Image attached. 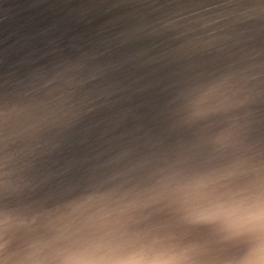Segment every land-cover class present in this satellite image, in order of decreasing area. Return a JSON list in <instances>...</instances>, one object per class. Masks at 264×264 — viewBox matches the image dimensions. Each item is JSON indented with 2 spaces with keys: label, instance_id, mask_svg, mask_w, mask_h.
I'll list each match as a JSON object with an SVG mask.
<instances>
[{
  "label": "water",
  "instance_id": "95a60500",
  "mask_svg": "<svg viewBox=\"0 0 264 264\" xmlns=\"http://www.w3.org/2000/svg\"><path fill=\"white\" fill-rule=\"evenodd\" d=\"M101 2L102 0H0V87L9 81L13 84L11 89L16 93L15 96L24 99L28 76L35 73L32 68L42 64L47 57H52L53 62L58 60L60 64L65 63L61 54L72 51L74 46L82 41L88 44V39L86 40L89 33L88 17L97 15ZM150 5L142 4L126 22L122 32L112 40L110 50L114 51L120 60H128L131 57L127 46L128 37L138 34L145 26L160 22ZM182 22H184L183 27L178 28L176 36L171 38L164 49L165 52L161 53L163 59L168 57L167 62L163 63L161 70L157 67L150 75L146 69L140 88L145 92L144 89L148 90L150 86H161L164 91L163 98H171V100L183 95L191 98L193 92L200 93L195 99L203 100V103L201 105L198 103L195 109L190 110L192 113L190 114L194 116L182 120V113L174 115L170 112L168 118H165L169 119L166 121L168 124L163 126L159 124L161 119H158L150 108L153 104H143L147 101V97L140 95H136L129 103L123 105L125 109L101 115L103 121L92 132L78 139L77 143L70 144L66 154L67 157L71 152H78L80 156L88 155L93 162L100 164L102 162L106 165V173H102V170L98 173L99 165L95 166V174L98 177L96 183L81 188L67 187L68 184L79 179L77 170L81 166L78 164L76 167L73 165V168L50 170L61 189L56 186H53L52 190L26 189L25 192H16L13 189L16 194L10 196L9 200L0 197L2 205L16 204V200H26L25 203H17L13 207L14 211L1 209L4 213H9L25 223L15 233L7 252L0 251V264H5L6 256L10 258L8 264H15L14 253L25 249L35 239L54 241L61 235L47 228L63 224L64 220H70L69 224L71 223L69 217L63 218L57 215L54 219L50 213L46 215L48 212L44 210L46 205L39 204L43 200L50 199L48 191L53 192L54 189L61 190L63 194L67 192L65 195L72 200V206L67 207L69 209L73 207L77 212L71 210L69 214L74 212L79 214L80 211L81 222H76L77 227L74 225L71 231H64L69 237L75 238L84 228L87 218L102 208L119 210L131 206L123 216L126 221L141 211L137 209L138 205L143 208L144 216L146 215L147 207L141 200L148 201L152 206H157V200H163L155 208H167L170 212L176 211L178 204L182 209L189 211L190 200L194 204L198 202L197 208H200L217 201L228 202L233 197L253 191L257 185L264 186L263 177L259 175L264 174V62H262L264 57L262 60L249 63V26L244 29L220 27L210 33L211 29L201 33L192 28L194 26L190 22L194 20ZM181 38L186 39L184 41L197 53L196 56L202 59L208 60L216 52L222 53L229 60V69L217 72L210 67L211 72H196V79L189 83L191 75L184 76L183 73L171 70L170 73L169 66L174 63L171 52L176 46V41ZM198 41H210L213 46L209 50H203L198 45ZM234 44H239L240 48H236V45L229 52L228 46L231 49L230 45ZM158 52L160 53L161 50L152 54ZM195 57L190 60L187 58L185 61H188L183 65L186 68L190 67L192 71L195 70L197 64ZM78 72L79 79L74 77L68 89L83 88L89 81L95 91L103 90L110 84L107 85V76L99 79L96 74ZM46 74V72H38L35 78L42 79ZM57 74V78H49L52 81L47 80L49 87L65 83L57 80L63 78L66 73L62 74V71L57 70ZM173 79L184 81L183 88L186 90H173L171 95L167 85ZM36 82L34 84L38 86ZM222 92H228L227 100ZM252 105L257 106L259 111L249 113V107ZM43 110L54 113L53 109ZM156 123L155 129L157 128L158 132L161 131L165 138L174 140L172 150L158 142L160 140L155 134L154 136L145 134L144 128ZM19 128L25 131V125ZM14 134H18L17 131ZM135 162L140 165V169L142 168L135 174L138 179L131 174V170L135 169L130 165ZM216 164L220 166L218 171H221L220 179L214 178L218 182L217 185L200 189L191 199L176 193L175 189L184 186L193 175L202 172L204 177H208L211 168ZM249 175L254 176V180L249 179ZM112 179L114 181L111 183ZM6 190L10 193L11 187H7ZM89 197L92 199L89 200ZM91 201H100L98 202L100 207L92 204ZM77 202L78 205H74ZM80 205L83 206L78 208L77 206ZM30 214L34 217L27 218ZM63 214L67 216L66 213ZM185 222L190 229L184 227ZM196 228H199L197 234L201 231L197 240L206 241L203 253L206 257L213 255L210 253L212 245L216 246L217 253H221V257L228 258L229 264L244 254L246 246L243 241L230 238L223 229L211 232L210 223L195 222L190 216L186 221L175 222L170 238L174 243L179 244L177 238L186 232L184 230L189 231L188 235H190ZM222 234L227 237L226 240H223ZM220 236L219 248L217 239ZM186 245L194 244L190 242ZM203 254L198 259V264H202ZM225 263L227 262L223 261V264Z\"/></svg>",
  "mask_w": 264,
  "mask_h": 264
},
{
  "label": "bare ground",
  "instance_id": "6f19581e",
  "mask_svg": "<svg viewBox=\"0 0 264 264\" xmlns=\"http://www.w3.org/2000/svg\"><path fill=\"white\" fill-rule=\"evenodd\" d=\"M137 1L139 0H102L97 15L102 14L106 9H112V15L113 18H115L112 20H121L123 17L122 22L118 25H111L100 30L97 35L91 23V20L97 15L95 14L88 17L89 22H87V28L89 29V33L86 38V40L88 39V44L82 41L80 44L74 46L72 51L61 54L64 59L66 58L65 60H68V62L63 65V70H65L63 74L66 73V75L59 79V81H64L65 83L56 85L52 97L41 103H36L34 101L19 102L21 99L16 102L13 101L15 99H11L10 101L0 100V121L4 120L1 121L3 122L1 132L3 133L4 139L1 142V147H3V149L2 154H0V162L8 163L0 169V197L5 198L4 200H9L10 196H15L16 193L14 191L25 192L26 189H35L34 191L41 190L42 188L40 187L50 178L47 159L56 150L60 149L62 145L67 143L68 140H71L73 137L81 138L83 135L92 132L93 129L103 121L100 118L101 115L110 111L125 109L123 105L129 103L136 95L147 97V101L143 104H153L150 108L153 110L154 115L156 114L158 116L162 114L163 109L168 107L167 104L170 102L173 104V102L176 101L171 107L173 111L180 108L176 113H178V115L182 113V120L194 116L191 115L192 113L190 110L195 109L194 107L198 103L200 105L203 103V100L195 99L200 93L193 92V96L195 95L194 97L192 96L193 99L192 97L190 98V96L183 95L176 100H171V98H163L164 91L161 86H150L148 90L144 89L145 92H142L140 88L142 86L141 79L146 69H148L150 75L157 67V69L161 70L163 63L167 62L168 57L163 59L161 53L162 51L165 52L164 49L169 44L168 42L171 38L176 36L178 28L184 23L182 21H188L189 19L194 20V22H190L195 27L192 28L201 33L211 29L209 31L210 33L220 27L244 29L246 26H249V63H253L259 59L262 60L264 57V0H152L150 6H152L160 22L145 26L138 34L130 38L128 37L127 46L130 50L131 57L128 60H120L118 58L119 56H116L114 51L112 52L110 50L111 42L122 32L127 24L126 22L139 8L130 7L132 3ZM123 8H127V11L121 13ZM205 28L207 29L204 30ZM99 37L102 39L99 40ZM184 40L186 39H178L174 50L171 52L174 63L169 66L168 71L170 73L173 71L183 73L184 76L186 74L191 75V80H188L189 83L196 79V72H211L212 70L210 67L217 72L229 69V60L222 53L216 52L209 57L208 60H206V58L202 59L196 56L197 53L192 51L190 45ZM198 45L203 50H209L213 46L210 41H198ZM236 45H230L231 49L228 46V51H232ZM77 47H80L79 51H76ZM236 48L239 49L240 45L238 44ZM158 50H161V52L154 55L152 54L154 51ZM194 57L197 64L195 63L196 68L192 71L190 67L186 68L183 63L188 61H185L187 58L190 60ZM51 58L52 57H47L45 59ZM45 59L42 61V64ZM262 62H264V60ZM40 65L41 64H37L32 68V71L35 73L28 76V82L25 84L26 89L29 85L32 86L33 83L31 81L35 80L33 75L38 72L37 68ZM77 70L83 71L88 75L96 74L99 79L106 78L107 76V85L110 84L103 90L95 91V89L92 88L91 81H89L83 88L68 89V85L73 80L72 78L79 74ZM79 77L80 76H77L78 79ZM167 86H169L168 88L171 95L173 90H186L183 88L185 86L184 81H175L173 79ZM215 88H217V86H215ZM227 93L222 92L225 100L229 98ZM165 99H167V101ZM59 104H62L61 106H63V108L56 110L55 106ZM218 104L221 105L222 103L218 102ZM72 106L77 108H73L70 112H65L63 110L64 107L69 108ZM46 108L53 109L54 113L43 110ZM254 111H259L257 106L252 105L249 107V113ZM77 113L78 115H76ZM24 125L25 131H21L19 126ZM156 125L157 123L147 128L145 127V134L151 136L155 134L160 140L158 142L163 143L165 148L172 150L174 140L165 138L161 131L158 132L157 128L155 129ZM15 131H17L18 134H14ZM135 143L139 144L138 141H135ZM136 146L139 147V145ZM81 162H83L80 165L81 168L77 170L79 179L74 183L68 184L67 187H84L83 184L79 185L78 183L81 182L80 180H82V177L86 174L87 169L90 168V171H93L92 176L96 177L95 166L99 165L100 168V166L103 165L102 162L101 164L93 162L92 158H89L88 155H85ZM70 166L71 165L63 166L62 170L68 169ZM98 171L99 170H97V172ZM207 178L208 177L201 176L199 179L207 180ZM194 182H196V179H194ZM53 186L61 189L54 178L52 179L49 190H52ZM7 187H11V194L7 192ZM48 192L50 199L43 200L39 202V204L43 206L46 205L44 208V210L48 211L46 215L50 213L54 219L57 215L64 218L65 215L63 213L68 215L73 208L71 207L69 209L67 207L70 205L72 206V200H68L69 198L65 195L67 192L63 194L61 190L58 189H54L53 192ZM16 201V204H0V214L4 213L6 209L14 211L13 207H15L17 203L23 202V200ZM141 201L145 202V206L148 204L147 209L148 207H156L145 200ZM157 201L159 202V200ZM190 201V205L192 206H188L189 211L182 209L179 204L177 205L178 211L180 212L179 214L184 213L190 216L189 212L197 209L199 203L195 205L192 200ZM137 202H139V200H137ZM76 204L78 205V202ZM95 204L98 205L94 201V205ZM19 206H21V204H19ZM98 206L100 207V205ZM137 209L141 211L136 213L134 217L126 219L130 230L144 231L148 227H157V224L149 223V221H151L150 217H152V215H150V210H147L144 216L143 208L140 205L137 206ZM38 215L39 214H37V216ZM32 217H34L32 214L27 215V218ZM69 219L72 220L70 224V220L63 221V224L60 223L61 225H66L64 231H71L74 225L77 227L76 222H81L80 217L77 221L73 218ZM54 225H56V222ZM197 230L198 229L191 234L187 243L193 242L194 245L192 246L200 248L205 246L204 244L206 241L203 240L201 242L197 240L201 233L200 231L197 234ZM218 230H222L220 225L210 226L211 232H216ZM217 240H219V238ZM212 254L213 257L210 256L212 258L220 255L217 252H213ZM202 264H206V260H202Z\"/></svg>",
  "mask_w": 264,
  "mask_h": 264
},
{
  "label": "clouds",
  "instance_id": "9594fccd",
  "mask_svg": "<svg viewBox=\"0 0 264 264\" xmlns=\"http://www.w3.org/2000/svg\"><path fill=\"white\" fill-rule=\"evenodd\" d=\"M207 183L200 179L178 186L175 191L191 199ZM130 207L99 209L87 218L75 238L62 232L54 241L35 239L14 253L15 264H198L196 246H182L170 238L130 230L123 219ZM190 218L218 224L230 238L245 243L244 254L232 264H264V186L257 185L253 191L228 202L197 208ZM24 223L9 213L0 215V251L7 252ZM9 259L5 257V264Z\"/></svg>",
  "mask_w": 264,
  "mask_h": 264
},
{
  "label": "rangeland",
  "instance_id": "374dc122",
  "mask_svg": "<svg viewBox=\"0 0 264 264\" xmlns=\"http://www.w3.org/2000/svg\"><path fill=\"white\" fill-rule=\"evenodd\" d=\"M151 1L152 0H139L137 2L132 3L130 7L131 8L132 7H141L142 4H150ZM126 11H127V8H123L121 10V13L122 12L124 13ZM112 12H113L112 9H106L102 14L97 15V16H94V18L91 20L93 30L96 32L97 35H98V32L100 30H103L104 28L109 27L111 25H118V24H120L122 22L123 17L121 18V20H112V19H115V18H113ZM101 39L102 38L99 37V40H101ZM79 50H80V47H77L76 51H79ZM51 59H53V58H51ZM51 59H45L44 63L41 64L37 68L38 72H46L47 74L44 75V76H42V79H38V80H37V78H35V75L38 72L35 75H33V77L35 78V80L34 81H31L33 83L32 86L29 85L28 88L26 89V97L24 99L22 97H20V96H15L16 93L14 92L13 89H11L12 88L11 85H13V84L8 81V82H6L4 84V86L2 85L0 87V100L1 101H10L11 99H15L13 101L16 102V101H19L21 99L19 102L34 101L36 103H41V102H44V100H47L48 98L52 97V95H53L52 93H53V91H54V89H55L56 86L55 87H49V85L46 82H47V80L52 81V79H49V78H57L58 77L57 70L58 71H62V74H63V69H64L63 68L64 67L63 65H65L68 62V60H65L66 59L65 58L64 60L66 62L60 64V62L58 60H56L55 62H53V61H51ZM74 77L77 78V76H74ZM57 81H59V79ZM35 82L37 84H39V85L38 86L35 85L34 84ZM43 83H45V84H43ZM37 89H42V90L40 91V90H37ZM167 99H165V100L167 101ZM175 102L176 101H174L173 104ZM173 104H172V102H170L169 104H167L168 107L165 108V109H163L162 114H159L157 116L158 119H161L159 124H161L163 126H167L168 123H166V121H169V119L167 120L165 118L166 117L168 118V116L170 115V112H172V114L175 115L176 112L178 110H180V108H177L176 111H173V108L171 107V106H173ZM61 105L62 104H59L58 106H55V108L56 109L63 108V106H61ZM73 108H77V107H75V106H72V107H69V108L68 107H64L63 110L65 112H70ZM1 121H4V120H1ZM1 121H0V154H2V149H3V147H1V144H2L1 142L4 139L3 138V133L1 132L2 125H3V122H1ZM78 139H80V138H74L73 137L71 140H68L67 143H65V144L63 143L64 145H62V147L60 149L56 150L47 159V164H48V167H49L48 168V172L51 169H53V168L54 169L59 168V169L62 170V167L63 166L71 165L69 168H73V165H75V167H76V165H78V164L81 165L83 163V162H81V160L84 158V156H80L78 152H71L66 157V154H67L69 145L70 144H73ZM7 164H8L7 162H4V163H1L0 162V169L3 166L7 165ZM133 166H134V169L135 170L134 171L131 170V174L134 175V177H136L138 179L137 175H135V174H137L138 171H140L142 168L140 169V165H138L137 162H135L134 164L130 165V167H133ZM219 168H220V166H218L217 164L214 165L211 168V172L209 173V176L207 178V180H209L208 183H207V186H211V185L215 186V185L218 184V182L214 178H217V179L219 178L220 179V177H221V171H218ZM105 169H107L106 168V165L103 164L102 166H100V168H99L100 172L98 171V173H101V170H102V173L103 172L106 173V170ZM90 170H91L90 168L87 169L86 174L82 177V180H80L81 182L78 183L79 185L80 184H83L84 187H87V186H90V185H92V184H94V183H96L98 181V177L97 176L96 177L92 176L93 175V171H90ZM49 173H50V178H48L40 188L45 189V190H49V188H50V186L52 184V179L54 178V177H52L51 171ZM201 173L196 174V175H193L192 178H191V180H188L185 185H190V184L195 183L194 182V179H196V181L200 180L199 178L201 176H203V174H201ZM127 174H129V173H127ZM259 175H262L261 178L263 177V180H264V176H263L264 174H259ZM126 177L127 178H130L128 175H126ZM253 177L254 176L249 177V179L254 180ZM257 177L258 176H256V178ZM113 181H114V179H112L110 182L112 183ZM34 190L35 189H33V191ZM196 194L197 193H195L194 195H196ZM29 197H34V196H29ZM25 201L26 200H23V202H25ZM162 201L163 200H159V202L157 201V204L158 205L161 204ZM66 202H67V200H66ZM95 202L99 205L98 201H95ZM91 203L93 204L94 201H91ZM197 204H198V202L195 203V205H197ZM147 206H148V204H147ZM72 210H74V208H72ZM147 210H150L151 211L150 212V215H152V217H150L151 218V221H149V223H151V224L155 223V224H157V227H152V228L148 227L144 231L145 232H149L152 235L158 236V237H161V238H170L171 237L172 232L174 230L175 222L177 220H178V222L179 221H186V219L189 218V216L185 215L184 213L183 214H179L180 212L178 211L179 210L178 208L174 212L168 211L167 208H161V209H159V208H151V207H148ZM74 211H76V210H74ZM168 212H170V214H168ZM65 217L73 218L75 221H77L79 219V217H80V211H79V214H77V213L74 212L72 214H68ZM189 220H187V221H189ZM64 221H66V220H64ZM185 223H186V225H184V227H186L187 229H190L188 227V225H187V222H185ZM215 225H217V224L210 223V226H212V227L215 226ZM53 228H50L49 227L47 229L50 230L53 233L61 234L62 232H64V229H66V225L58 224L55 227L53 226ZM184 231H186V232H183L177 238V241L179 242V245H182V246H185V244H187L188 239L191 236V234L188 235L190 233L189 231H187V230H184ZM224 236L225 235L222 234V237H224ZM220 238H221V236L219 237V240H218V242H219V248L221 247ZM226 239H227V237H224L223 240H226ZM224 244H226V243H224ZM212 246H213V248L210 251V253H213V252L216 253L217 252L216 246L215 245H212ZM204 249H205V246L200 247V248H197V258H200L201 254L204 253ZM219 254L220 255H217L214 258H212L213 256L212 257H208V256L206 257L205 254H203V256H202L201 259L206 260V264H223V261L227 262L225 264H229L228 263V258H224L223 256L221 257V253H219ZM223 258H224V260H223Z\"/></svg>",
  "mask_w": 264,
  "mask_h": 264
}]
</instances>
